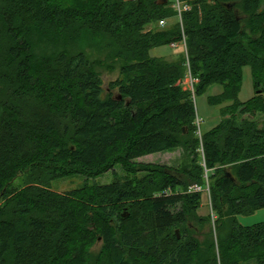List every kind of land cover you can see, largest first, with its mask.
<instances>
[{
	"label": "trees",
	"instance_id": "trees-1",
	"mask_svg": "<svg viewBox=\"0 0 264 264\" xmlns=\"http://www.w3.org/2000/svg\"><path fill=\"white\" fill-rule=\"evenodd\" d=\"M182 1L189 8L180 14L175 0H14L24 27L86 24L119 42L128 56L122 76L108 87L85 52L63 53L57 74L43 80L25 67L19 83L39 91L41 112L26 118L16 106L0 121V200L25 168L41 184L45 176H95L116 165L149 175L86 184L68 196L47 189L37 198L19 193L18 208L35 214L21 229L0 206V264L13 248L15 264H264V221H238L264 208V120L240 121L264 114V0ZM171 18L177 21L166 29L144 32ZM14 35L12 57L21 48ZM182 42L187 52L175 61L150 55ZM245 66L252 68L255 95L243 102ZM186 74L197 80L192 89L183 85ZM215 83L223 90L210 102L231 116L199 129L200 143L195 98ZM191 137L206 166L169 169L135 161L187 145ZM204 193L208 215L199 214ZM32 199L40 208L52 202L56 215L44 221ZM211 214L218 238L200 242L196 224L204 228Z\"/></svg>",
	"mask_w": 264,
	"mask_h": 264
},
{
	"label": "rangeland",
	"instance_id": "rangeland-1",
	"mask_svg": "<svg viewBox=\"0 0 264 264\" xmlns=\"http://www.w3.org/2000/svg\"><path fill=\"white\" fill-rule=\"evenodd\" d=\"M183 3L186 4V2ZM172 6L175 7L174 3ZM16 10L14 0H0V121L4 116H7L8 112L16 108V106L24 110L26 118H31L29 115L34 116V114L41 112V108H38L41 107L39 91L32 88H24V85L19 83V76L25 71V67L30 68L34 75H42L43 80L47 74H57L60 69L57 59L63 53L75 54L85 52L95 64V69L103 79L105 87H108L112 82L122 76L120 66L121 63L125 62L124 60L128 56V52L125 51L119 42L106 36L103 32L98 31L94 27H89L86 24L76 22L70 28L59 27L51 21L34 24L27 28L22 24ZM238 14L246 18V15L242 11H239ZM176 21L177 18H171L168 19L165 26H162L161 23L147 25L144 32L147 33L151 29L154 31L166 29L168 25L174 24ZM15 33L16 38L19 40L17 44L21 48L20 53L16 57H12L10 50L13 46ZM186 52V44L182 42L176 45L171 43L169 46L153 48L150 55L152 57H163L166 61L172 62ZM243 72L244 77L239 99L245 102L255 95V87L252 68L245 66ZM195 83H197V80L192 79L188 74L185 75L183 79L185 88L190 87L192 89ZM222 90V85L215 83L204 94L195 98L198 118L196 120L197 133L200 143L203 141V136L200 135L199 129L201 133L202 131L206 132L220 123L223 118L231 116L230 114L223 116L222 105L210 102V96H215L221 93ZM15 117L13 116V121L16 122L18 119ZM19 117L22 118L21 116ZM243 119L262 123L264 114L258 113L255 116L246 114L244 117H241L240 121H243ZM188 140L189 143L187 145L183 143L174 149L146 155L135 161L141 164L166 166L169 169H186L187 167H193V164L197 162H201L203 166H206L205 161L200 159L204 158L203 154L200 157L193 149L195 147L193 138L191 137ZM13 164L11 163L8 166ZM229 167V164L222 165V169H225L230 175ZM27 170L25 168L24 172H19V177L13 178L14 180L11 181L9 187L6 189V195L0 200V206L4 209V217L15 220L21 229L29 226L34 212L25 215V211L18 208L17 196L19 193H29L32 197L35 194L37 198L41 194L40 189H47L55 195L68 196L70 191L81 188L86 184L90 186L107 185L114 181L134 180V178L142 180L149 175L147 171L140 170L138 166L133 168L132 171H127L121 165H116L114 168L95 176L76 174L64 178L50 176L48 179L45 176L44 180L48 184H41L37 174L36 179L35 176H31V172H26ZM206 191L208 193L209 189L207 188ZM207 193L203 194V206L199 210L200 215H208L210 211V197L208 198L209 193L208 195ZM32 201L35 202L34 208L36 210L34 211L40 213L44 221H47L48 217L56 215V206L52 202H46V206L40 208L36 205L38 201L33 199ZM123 211L127 212V209ZM229 219V215H227L226 221H229ZM238 221L245 226L263 222L264 208L254 213L250 212L241 215L238 217ZM215 224L216 222L213 220L212 214L211 220L204 225V228L196 224L200 227V230L195 233V236L200 239V242H206L209 237L214 238L215 241L217 240L218 235L216 234ZM27 229L30 231L28 227ZM100 248L101 244H97L94 250L98 252ZM15 262L16 251L13 248L7 257V264H15Z\"/></svg>",
	"mask_w": 264,
	"mask_h": 264
},
{
	"label": "built area",
	"instance_id": "built-area-1",
	"mask_svg": "<svg viewBox=\"0 0 264 264\" xmlns=\"http://www.w3.org/2000/svg\"><path fill=\"white\" fill-rule=\"evenodd\" d=\"M174 6L178 9L179 13L181 14L182 10H186L189 8V5L188 4H185L183 3L181 0H175V4ZM161 25L162 26H165L166 25V20H162L161 22ZM173 45H176L175 43H173ZM193 189L195 191H200L203 189V187L199 186V185H195L193 187Z\"/></svg>",
	"mask_w": 264,
	"mask_h": 264
},
{
	"label": "water",
	"instance_id": "water-1",
	"mask_svg": "<svg viewBox=\"0 0 264 264\" xmlns=\"http://www.w3.org/2000/svg\"><path fill=\"white\" fill-rule=\"evenodd\" d=\"M167 1H168V0H159V3H160V4H163V3H166ZM184 131L186 132V128L184 129ZM23 172H24V171H23ZM23 172H22V174H23ZM22 174H21V175H22ZM19 176H20V175H18V176H16V177H19ZM16 177H15V178H16ZM15 178H14V179H15ZM14 179H13V180H14ZM124 215L127 216L128 213H125ZM176 233L178 234V237H180V232H179V230H176Z\"/></svg>",
	"mask_w": 264,
	"mask_h": 264
}]
</instances>
